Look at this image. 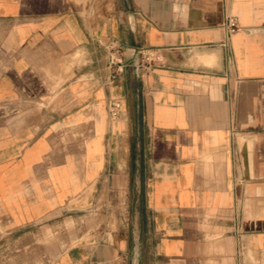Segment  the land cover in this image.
Segmentation results:
<instances>
[{
	"label": "crops",
	"instance_id": "crops-1",
	"mask_svg": "<svg viewBox=\"0 0 264 264\" xmlns=\"http://www.w3.org/2000/svg\"><path fill=\"white\" fill-rule=\"evenodd\" d=\"M0 264H264V0H0Z\"/></svg>",
	"mask_w": 264,
	"mask_h": 264
},
{
	"label": "rangeland",
	"instance_id": "rangeland-1",
	"mask_svg": "<svg viewBox=\"0 0 264 264\" xmlns=\"http://www.w3.org/2000/svg\"><path fill=\"white\" fill-rule=\"evenodd\" d=\"M105 193L91 210L67 212L68 216L61 218L59 224L43 230L42 234L40 233L33 240L39 245H43L47 249L48 255L51 256L53 245H58L61 242L60 245L64 246L62 240L65 234L68 235L72 243H76L79 240L91 238L104 229H114L118 224V213L122 214L126 208V203L123 202V189L119 187L117 190L110 186Z\"/></svg>",
	"mask_w": 264,
	"mask_h": 264
},
{
	"label": "built area",
	"instance_id": "built-area-1",
	"mask_svg": "<svg viewBox=\"0 0 264 264\" xmlns=\"http://www.w3.org/2000/svg\"><path fill=\"white\" fill-rule=\"evenodd\" d=\"M223 27L226 31V35L230 36L231 34L235 33L238 30L239 25L235 17L229 16L227 17ZM113 62L114 64L116 63V64H119L120 66H125V64L123 65L121 63V60L118 58L115 59ZM142 63H143V67L145 70H150L152 68H155L159 63H161V61H160V58L158 57H152L150 55H146V56H143ZM120 108H121V105L119 101L110 100L108 102L107 109H108L109 118L111 120H114L118 117Z\"/></svg>",
	"mask_w": 264,
	"mask_h": 264
}]
</instances>
